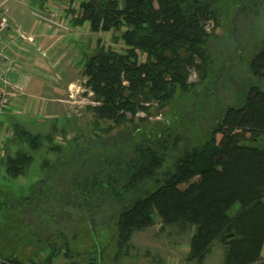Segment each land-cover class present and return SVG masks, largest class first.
<instances>
[{
    "label": "trees",
    "instance_id": "obj_1",
    "mask_svg": "<svg viewBox=\"0 0 264 264\" xmlns=\"http://www.w3.org/2000/svg\"><path fill=\"white\" fill-rule=\"evenodd\" d=\"M242 1L239 3L245 6L246 1ZM219 3L220 0H81L82 12L75 20L88 21L91 32L111 31L114 39L124 45L116 51L97 39L94 50L82 58L84 85L96 102L87 105L94 118L111 122L107 127L110 130L130 122L139 111L147 116L148 101H156L163 108L178 93L183 97L193 87L187 81L190 69L202 67L204 72L209 58L206 29L210 21L217 23ZM261 44L250 60L259 81L264 78V39ZM200 90L203 91L201 86L194 92ZM217 107L216 104L212 110ZM205 109L211 106L206 104ZM178 116L171 121L165 119V126L154 135L143 134L135 142L123 141L124 148L116 153L111 148L104 155L91 157L88 148L86 153L78 151L64 169L72 164L97 163L86 175L75 177L79 204H86L90 210L104 200H115L118 207L112 217L120 246L126 245L134 232L152 226L158 217L164 225L193 227L187 261L202 264L218 242L224 248L223 264L260 262L264 246V89L260 82L252 85L240 104L226 107L215 117L208 138L191 148L185 144L180 127L170 126ZM11 126L14 133L3 145L0 166L12 178L26 174L34 160L33 152L45 142L54 152L64 143L50 134L33 133L19 123ZM14 141L20 145L12 149ZM252 141L255 144L249 143ZM168 158L170 164L163 167ZM42 165L46 168L51 164L44 160ZM83 193L88 195L86 200ZM3 194L0 210L22 209L23 198H15L8 190ZM5 225L9 231H17V238L24 230L20 220L15 229L9 228L14 225L12 221ZM5 225L0 224V233L7 235ZM58 250L51 247L43 263L30 261L53 264ZM0 264L25 262L12 251L0 258ZM65 264L77 263L69 260Z\"/></svg>",
    "mask_w": 264,
    "mask_h": 264
},
{
    "label": "rangeland",
    "instance_id": "obj_2",
    "mask_svg": "<svg viewBox=\"0 0 264 264\" xmlns=\"http://www.w3.org/2000/svg\"><path fill=\"white\" fill-rule=\"evenodd\" d=\"M48 1L59 10L65 9V13L68 11L67 14L72 15L71 8H67L71 0ZM239 1L243 2L242 0H220L217 23L210 21L206 29L209 35L207 42L209 58L204 72L202 67L192 68L189 71L187 81L193 87L183 97L178 93L175 100L163 108H159L156 101H148L147 116L143 111H139L130 122L113 126L109 130L107 127L111 122L96 120L87 107L92 104L89 102L92 95L84 85L85 78L81 71H78L75 77V88L71 92L65 87L58 89V83L61 82L64 71L56 70L53 74H49L52 77L49 80L52 81L54 91L65 94L63 96L66 99L62 98L65 100L63 102L69 105L66 100L70 99L75 101L72 102L75 104L72 105L73 108L66 111L67 120L61 115L47 113H40L33 117H18L31 132L50 134L54 140H61L64 143L58 152H54L45 142L41 149L33 152L34 160L26 174L16 178L9 177L4 167L0 166V200L4 198L3 193L7 190L13 193L15 198L24 200L22 209L16 207L0 210V224L5 225V222L12 221L14 225L9 228L15 229L20 220L21 228L24 229L17 238V231H9L5 225L4 230L7 231V235L0 233V258L13 251L19 259L24 260L25 264H34L30 259L43 263L48 251L54 246L59 250L56 252L57 257L53 264H65L69 260L77 264H190L194 262L186 260L193 227L180 229L177 225H164L158 217H155V223L152 226L134 232L130 241L120 246L116 238L115 219L112 217L118 207L115 200H104L98 203L97 207L88 210L85 207L86 204H79L78 193L75 192V177L78 174L79 178L86 175L87 170L97 167V163L83 162L78 163V166L73 164L67 166V169L64 167L65 163L73 159L78 151L86 153L87 148L89 150L87 154L92 155L91 157L104 155L111 148L116 153L119 148H124L122 147L124 144H121L123 141L133 139L135 142L143 134L144 137L154 135L165 126L167 123V121L164 122L165 119L171 121L178 115V118L171 122V128L180 127L179 130L189 148L200 145L208 138V129L213 127L215 117L220 116L226 107L240 104L252 85L260 82L264 89V78L259 81L250 68V60L261 48L264 39V0H244L245 6ZM80 2L81 0H75V7L72 8L76 17H79L82 12L79 8ZM100 35L102 36L99 39L105 41L108 33L101 32ZM87 36H89V30L82 35L81 39H86ZM108 44L109 48L116 50L124 48V45L115 40L112 34ZM143 58L144 56L141 55L140 59ZM78 85L83 92L76 91L79 88ZM199 86L203 91L194 92ZM74 95H77L76 98ZM206 104L211 106L208 111L205 109ZM216 104L217 111L212 110ZM140 117L145 119L140 120ZM6 123L8 126L12 125L8 120ZM74 135L78 138H72ZM249 143L255 144L254 141ZM18 145L20 144L14 141L12 149L17 148ZM179 148L182 150L184 147ZM169 158L164 162L163 167L170 164ZM44 160H48L50 167L43 168ZM54 163H58V166ZM61 165H63L62 168ZM163 167L161 169H164ZM39 181L45 184L43 186L36 184ZM144 186L146 187L147 184ZM87 197L88 195L83 193L82 198L86 200ZM38 200H43L40 203L46 201L47 204L41 205ZM33 201H35L34 204H32ZM68 201L70 203H67ZM33 205L36 207L34 208ZM10 232H15V235L12 236ZM223 251V246L216 242L204 264H210L207 262L208 259H211V256L214 257L216 253L223 254ZM259 263L264 264V246Z\"/></svg>",
    "mask_w": 264,
    "mask_h": 264
},
{
    "label": "crops",
    "instance_id": "obj_3",
    "mask_svg": "<svg viewBox=\"0 0 264 264\" xmlns=\"http://www.w3.org/2000/svg\"><path fill=\"white\" fill-rule=\"evenodd\" d=\"M42 1L0 0L3 6L1 9L8 18L7 27L0 31L3 39L9 40V34L14 33V29H19L26 34H30L34 40V43H31L21 37L17 40V43L14 42L10 46L11 52L16 55L17 63L23 67V69L17 68V70L10 72L8 76L13 84L21 88V92L14 98L13 105L5 107V122L8 120L12 125L19 123L24 126L18 117H33L40 113L61 115L67 120L66 116L68 114L66 111L73 108L72 105L75 103L72 102L75 101L66 100L69 105L63 102L66 99L63 96L65 94L54 91L52 81L49 80L52 77L49 74H53L56 70L64 71L61 82L58 83V89L65 87L67 91H73L75 77L78 75V71H81L82 58L87 52L94 50L97 39L101 36V33L89 30V36L86 39H81L83 34L77 35L76 31L79 28L82 31L83 26H81L82 22L75 20L77 15L74 10L70 11L72 13L70 16L67 14L68 11L65 13V9H63V17L59 16V20H64L70 25L68 32L63 33L60 28L56 27L48 30L40 21L37 22L32 15L33 9L42 6ZM1 9L0 15L2 13ZM21 43L23 44L21 45ZM43 52L45 55H43ZM25 62L27 69L23 66ZM62 98L64 99L62 100ZM210 258L207 261L210 264H223L222 252L216 253L214 257L211 256ZM193 263L195 262H190V264ZM255 264H258V262Z\"/></svg>",
    "mask_w": 264,
    "mask_h": 264
},
{
    "label": "built area",
    "instance_id": "obj_4",
    "mask_svg": "<svg viewBox=\"0 0 264 264\" xmlns=\"http://www.w3.org/2000/svg\"><path fill=\"white\" fill-rule=\"evenodd\" d=\"M41 9H33L32 15L33 17L38 21L41 22L42 25H45V27L49 30L54 27L60 28L63 33H66L70 29V25L64 20H59V16L63 17L64 12L62 10H59L57 6H55L52 2L46 0L44 3H41ZM2 4L0 3V9L2 8ZM75 7V0H71L69 2V7L68 8H74ZM1 15H0V31L5 29L8 24V18L5 14L4 11L1 9ZM71 16V15H70ZM39 18V19H38ZM83 30L81 31L80 28L76 31L77 35L84 34L86 31L90 30L89 27V22L88 21H83L82 25ZM14 33L12 32L9 34V40L3 39L1 33H0V131H2V134H0V154L2 152V148L4 143L8 138L11 137V129L8 126V124L5 122L4 115H5V107L9 105H13L14 103V98L21 92V88L13 84L9 80V73L19 69H23L21 64L17 63V58L16 55H14L11 50L10 46L14 44V42L17 43V40L22 38L27 39V41L34 43V40L30 34H26L23 31L19 29H14ZM91 31V30H90ZM101 33V32H100ZM108 35L105 38V41L102 39L101 44L104 45L105 47H108V42L111 37L112 32L109 31L107 32ZM102 36V35H101ZM103 38V37H102ZM23 43H21L22 45ZM113 49V48H112ZM116 50V49H114ZM116 51H121V50H116ZM43 55L45 53L43 52ZM24 68L27 69V64L26 62L24 63ZM32 72V71H30ZM34 73V72H33ZM79 88L76 89V91L81 90L80 86L78 85ZM89 94L92 95V92L89 91ZM88 94V96H90ZM72 97V95H69ZM92 104H95L96 102L91 99L89 101ZM7 131V133H6Z\"/></svg>",
    "mask_w": 264,
    "mask_h": 264
}]
</instances>
